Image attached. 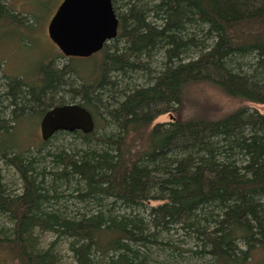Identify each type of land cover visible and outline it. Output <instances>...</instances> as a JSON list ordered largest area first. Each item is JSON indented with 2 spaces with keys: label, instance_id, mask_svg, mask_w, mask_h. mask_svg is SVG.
<instances>
[{
  "label": "trees",
  "instance_id": "trees-1",
  "mask_svg": "<svg viewBox=\"0 0 264 264\" xmlns=\"http://www.w3.org/2000/svg\"><path fill=\"white\" fill-rule=\"evenodd\" d=\"M10 6L0 0V37L34 45L42 19ZM112 7L117 34L98 53L65 58L52 44L33 74L0 72V166L20 183L0 175V264H59L61 241L75 264H264V113L241 105L264 106V0ZM86 60L98 65L75 64ZM199 86L240 105L214 115L191 100ZM69 103L93 131L37 143L44 113ZM58 135L74 143L48 146Z\"/></svg>",
  "mask_w": 264,
  "mask_h": 264
},
{
  "label": "rangeland",
  "instance_id": "rangeland-1",
  "mask_svg": "<svg viewBox=\"0 0 264 264\" xmlns=\"http://www.w3.org/2000/svg\"><path fill=\"white\" fill-rule=\"evenodd\" d=\"M10 2L11 9L14 10L15 13H21V16L28 17L25 13H29L30 15H34L38 18H41L42 26L40 25L37 35L33 34V38L36 39L34 45L22 44L19 45V33L10 29H5V33H2L3 39L0 43V72L8 73L9 75L15 74H33L34 71L38 68L40 64L43 63L42 58L47 57L50 54L51 49H53V45L47 37L46 26L50 19V16L56 10L57 6L62 0H7ZM29 22L32 17L29 18ZM33 23V22H32ZM31 23V24H32ZM25 24V22H24ZM24 42H27L24 40ZM2 56H6L4 59H1ZM67 59H54V65H63L66 64ZM77 66L85 70L94 69L98 63L95 60L89 61H77L75 63ZM2 75V73H0ZM191 100L197 99L201 103H206L212 105L211 112L214 115L220 114L219 112L226 113L230 109H234L239 106V103L235 101L228 100L224 95L220 92L211 88L209 86H199L191 89L190 91ZM243 106H247L249 108L255 109L259 112L264 113V106L252 104V103H241ZM219 110V111H218ZM33 119L30 121L32 125L38 122V117L33 116ZM170 120L169 115H163L158 118L155 122L164 123ZM40 122V120H39ZM24 132V131H22ZM99 133L97 132L96 135ZM36 141L39 143L40 141V131H39V123L37 129L35 131ZM74 143L73 138L68 135H58L52 140L49 141L50 147L59 146L63 143L70 144V142ZM79 141V140H78ZM75 140L76 145H79V142ZM0 175L2 177V182L7 185L10 189L16 190L18 192L20 183L17 180L15 173L11 169H7L3 166H0ZM82 206V205H79ZM8 222L5 219L0 217V226H7ZM174 237V242L178 243L181 240V237ZM40 247H45L48 242L53 240L51 234L46 233L41 235L39 238ZM67 241H61L57 247V250L60 255L59 264H75L73 259L71 258L70 253L67 250ZM183 246V244H181ZM188 246H191V242H188ZM195 259V258H194ZM190 259L189 262L191 264H211L210 259Z\"/></svg>",
  "mask_w": 264,
  "mask_h": 264
},
{
  "label": "water",
  "instance_id": "water-1",
  "mask_svg": "<svg viewBox=\"0 0 264 264\" xmlns=\"http://www.w3.org/2000/svg\"><path fill=\"white\" fill-rule=\"evenodd\" d=\"M117 29L112 0H62L48 24L47 34L65 58H87L113 40ZM93 129L92 115L77 103L47 110L39 123L42 141L57 132L89 134Z\"/></svg>",
  "mask_w": 264,
  "mask_h": 264
},
{
  "label": "bare ground",
  "instance_id": "bare-ground-1",
  "mask_svg": "<svg viewBox=\"0 0 264 264\" xmlns=\"http://www.w3.org/2000/svg\"><path fill=\"white\" fill-rule=\"evenodd\" d=\"M55 12V11H54ZM54 14V13H53ZM53 14H52V16H53ZM52 16H51V18H52ZM51 18L49 19V21H48V24H49V22H50V20H51ZM48 24H47V26H46V33H47V27H48ZM47 37H48V34H47ZM107 44V43H106ZM61 53V52H60ZM64 105V104H63ZM56 106H61V105H56ZM53 107H55V106H53ZM53 107H51V108H53ZM50 108V109H51ZM49 110V109H48ZM92 115V114H91Z\"/></svg>",
  "mask_w": 264,
  "mask_h": 264
}]
</instances>
